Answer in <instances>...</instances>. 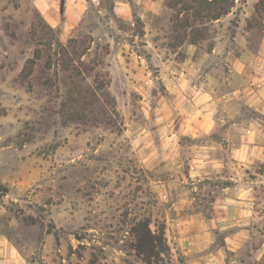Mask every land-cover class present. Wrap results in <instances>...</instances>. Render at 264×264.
<instances>
[{"label": "rangeland", "instance_id": "1", "mask_svg": "<svg viewBox=\"0 0 264 264\" xmlns=\"http://www.w3.org/2000/svg\"><path fill=\"white\" fill-rule=\"evenodd\" d=\"M48 1L0 0V264H143V218L170 264H264V0H86L63 34ZM79 61L110 123L64 100Z\"/></svg>", "mask_w": 264, "mask_h": 264}, {"label": "trees", "instance_id": "2", "mask_svg": "<svg viewBox=\"0 0 264 264\" xmlns=\"http://www.w3.org/2000/svg\"><path fill=\"white\" fill-rule=\"evenodd\" d=\"M203 2L210 5L215 0H203ZM220 10L218 15L227 13L225 8ZM66 46L67 44H61L60 48L67 52ZM79 63V67H73L70 74L65 75L64 72L60 74L64 85V100L72 103L73 107L71 108L72 113L75 115L74 119L85 122L90 115V119L95 121L98 118H95L94 114H99L110 123L112 112L107 106L112 105L114 98L110 96L108 89H100L95 82L94 84L86 82L87 77L90 75L88 73L89 68L84 62L79 61ZM6 192L7 188L3 187L0 194ZM131 233L134 239L132 248L143 264H170V249L162 225L152 230L149 219H139L131 226Z\"/></svg>", "mask_w": 264, "mask_h": 264}, {"label": "crops", "instance_id": "3", "mask_svg": "<svg viewBox=\"0 0 264 264\" xmlns=\"http://www.w3.org/2000/svg\"><path fill=\"white\" fill-rule=\"evenodd\" d=\"M53 1V0H51ZM114 1V9L117 10L119 13V15L122 16H127V9H128V3L125 0H113ZM37 2H39L41 5H43L44 3H48V0H37ZM43 3V4H42ZM86 3V0H66L64 5L65 8L64 10L66 11L67 17L64 18L63 20H55V17L53 16L52 20H51V25L53 27H57L60 29V31L63 33H66V31L70 30L71 28H73L76 23L75 22H69V12H76L78 11H83L84 9V5ZM144 3L150 8H153L154 6H159L163 4V0H145ZM48 4H46L44 7H46V10H51L54 11V8H51L49 6H47ZM56 5V3L54 2V6ZM46 10L44 9V13L46 12ZM46 15V14H45ZM47 16V15H46ZM77 16V15H76ZM50 17V15H49Z\"/></svg>", "mask_w": 264, "mask_h": 264}]
</instances>
